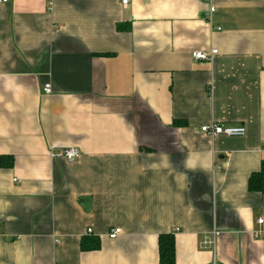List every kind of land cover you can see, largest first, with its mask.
Returning <instances> with one entry per match:
<instances>
[{"label":"crops","instance_id":"crops-1","mask_svg":"<svg viewBox=\"0 0 264 264\" xmlns=\"http://www.w3.org/2000/svg\"><path fill=\"white\" fill-rule=\"evenodd\" d=\"M263 142L264 0L0 3V264H264Z\"/></svg>","mask_w":264,"mask_h":264},{"label":"built area","instance_id":"built-area-1","mask_svg":"<svg viewBox=\"0 0 264 264\" xmlns=\"http://www.w3.org/2000/svg\"><path fill=\"white\" fill-rule=\"evenodd\" d=\"M11 0H0V3H8ZM121 5H127L130 0H119ZM209 9H208V20L211 21V15L215 12V8L211 5V1L209 2ZM219 30V29H216ZM217 54L216 50H212L209 53L206 52H195L192 54V59L196 62L198 61H211L212 58ZM45 94H50V87L45 86L43 89ZM200 132L204 135H207L210 138H216V137H243L246 134V129L244 127H223L218 124H209L206 126H203L200 128ZM263 148H264V142H263ZM52 155V154H51ZM59 155L63 157L68 162H73L74 160L78 159L80 156V152L78 149L75 148H63L59 151ZM215 168L219 170V167L215 165ZM258 224L263 223V219L259 218L257 220ZM88 234H91V230L87 231ZM121 234V230L119 228H114L109 231L108 238L113 240L116 237H118ZM220 232L213 231L212 236L213 239L220 236ZM253 238L260 239L264 237V231L263 230H257L254 231L252 234ZM211 264H216L215 261H213Z\"/></svg>","mask_w":264,"mask_h":264},{"label":"trees","instance_id":"trees-1","mask_svg":"<svg viewBox=\"0 0 264 264\" xmlns=\"http://www.w3.org/2000/svg\"><path fill=\"white\" fill-rule=\"evenodd\" d=\"M124 25H118L117 30H124ZM13 159L10 156H0V168L10 167ZM249 192L264 194V162L257 173L252 174L247 183ZM97 247V244L94 246ZM159 264H175V243L172 234H162L158 239Z\"/></svg>","mask_w":264,"mask_h":264},{"label":"water","instance_id":"water-1","mask_svg":"<svg viewBox=\"0 0 264 264\" xmlns=\"http://www.w3.org/2000/svg\"><path fill=\"white\" fill-rule=\"evenodd\" d=\"M79 202L84 209V211L89 212L91 209V198L90 197H80Z\"/></svg>","mask_w":264,"mask_h":264}]
</instances>
